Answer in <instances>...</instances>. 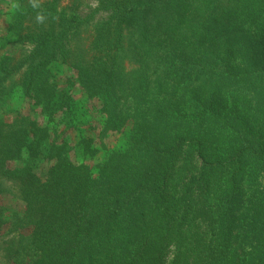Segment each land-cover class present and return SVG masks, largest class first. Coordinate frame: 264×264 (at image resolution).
Returning a JSON list of instances; mask_svg holds the SVG:
<instances>
[{"label":"trees","instance_id":"1","mask_svg":"<svg viewBox=\"0 0 264 264\" xmlns=\"http://www.w3.org/2000/svg\"><path fill=\"white\" fill-rule=\"evenodd\" d=\"M172 1L120 10L133 23L140 20L136 28L142 32L160 28L158 36L174 41L172 46L186 37L196 51L160 42L144 54L134 51L128 66L121 64L118 75L126 72L122 66L150 77L158 73L167 88L147 97L146 105L141 96L123 102L130 92L124 83L111 91L115 101L119 97V116L111 118L125 123L126 111L133 127L125 149L99 166L100 176L61 162L49 147L45 156L57 157L56 164L40 185L31 144L16 153L18 166H0V174L29 184V211L19 220L34 224V264H264V0L248 7L228 0L233 5L223 4L236 10L230 22L209 28L241 34V51L238 40L199 37L202 21L218 9L213 11L214 0H198L199 7L186 10L184 17L197 16L195 23L202 17L197 30L176 15ZM195 31L197 39L190 36ZM130 43L134 50L137 44ZM86 83L107 98V84ZM34 187L44 192L39 203ZM247 190L253 201L244 206L240 198Z\"/></svg>","mask_w":264,"mask_h":264},{"label":"rangeland","instance_id":"2","mask_svg":"<svg viewBox=\"0 0 264 264\" xmlns=\"http://www.w3.org/2000/svg\"><path fill=\"white\" fill-rule=\"evenodd\" d=\"M152 1L0 0V148L9 150V153L0 154V166H18L22 160L16 153L22 148L27 151V144H31L37 153L33 169L41 177V185L56 164L57 157L48 159L45 156L49 147L60 153L61 162L84 165L96 177L101 175L99 166L114 151L125 149L133 123L126 111L122 112L125 123L119 125L111 118L119 116L115 111L119 97L116 95L115 101L111 91L124 83L130 92L129 100L125 96L122 101L132 102L141 96L146 105L147 97L153 99L157 93L162 95L161 91L167 87L165 77H158V73L150 77L149 72L145 74L142 70L122 66L126 72L118 75L121 64L128 66L133 61L134 51L144 54L160 42L162 47H175V51L183 48L196 51L186 37L180 46L179 37L176 46H172L174 41L164 42L163 37L158 36L160 28L142 32L136 28L140 27V20L133 23L128 16L121 15L120 10L128 4L145 5ZM240 2L242 7L258 6L256 0ZM195 3L198 0H173L172 7L176 15L183 18L188 7ZM214 3L213 11L218 9L214 16L209 15L202 21L205 24L199 37L203 42L207 37L238 40L237 51H241L240 42L245 38L238 32L209 30L230 22L227 17L236 10L226 5H233L234 1L214 0ZM207 5L211 8V3ZM262 5L264 7L263 2ZM151 16L148 15L149 19ZM157 18L154 22L159 26ZM196 19L194 15L185 16L183 22L187 21L186 26L192 25L197 30L202 17L197 23ZM139 31L143 36H139ZM190 36L197 39L198 31ZM130 41L133 47L137 44L134 50L129 46ZM112 75V83H108L105 78ZM86 81L107 84L110 88L107 98L105 92L90 88ZM138 83L142 86L134 91ZM146 88L153 93L147 94ZM139 158L146 161L144 155ZM7 176L0 174V264H34L30 246L34 224L24 226L19 220L29 211L30 187L27 182ZM32 190L36 193L35 200L41 202L44 192L36 191V187ZM248 195L252 192L247 190L245 200L240 198L244 206L247 199L253 201ZM236 227L240 229L241 223H236ZM169 247L167 253L171 250Z\"/></svg>","mask_w":264,"mask_h":264}]
</instances>
